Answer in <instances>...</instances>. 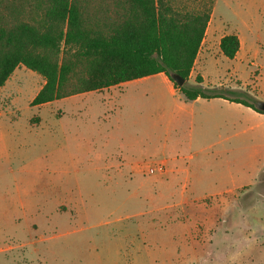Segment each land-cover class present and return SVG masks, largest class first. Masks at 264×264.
Segmentation results:
<instances>
[{
	"label": "rangeland",
	"instance_id": "1",
	"mask_svg": "<svg viewBox=\"0 0 264 264\" xmlns=\"http://www.w3.org/2000/svg\"><path fill=\"white\" fill-rule=\"evenodd\" d=\"M165 1L216 21L184 85L264 102V0ZM43 84L20 65L0 92V264H264V113L163 74L31 106Z\"/></svg>",
	"mask_w": 264,
	"mask_h": 264
},
{
	"label": "trees",
	"instance_id": "2",
	"mask_svg": "<svg viewBox=\"0 0 264 264\" xmlns=\"http://www.w3.org/2000/svg\"><path fill=\"white\" fill-rule=\"evenodd\" d=\"M211 14L165 0H0V89L19 65L45 81L31 106L159 73L177 88L173 75L189 80ZM219 46L234 59L238 35L222 36ZM179 90L188 100L225 98L264 113L202 86Z\"/></svg>",
	"mask_w": 264,
	"mask_h": 264
},
{
	"label": "crops",
	"instance_id": "3",
	"mask_svg": "<svg viewBox=\"0 0 264 264\" xmlns=\"http://www.w3.org/2000/svg\"><path fill=\"white\" fill-rule=\"evenodd\" d=\"M211 23H213L214 25L216 24V21H215V17H214V14H213V11H212V14H211V18H210V21H209V24H208V28H209V26L211 25ZM207 28V29H208ZM206 33H207V31H206ZM238 35V37H239V40H240V48H239V50H238V52H237V55L235 56V58L234 59H242V61H246L247 60V58H248V56L251 54V52H252V45L251 44H249V42L248 41H246V40H244V39H242V37L239 35V34H237ZM224 36V35H223ZM205 39V38H204ZM204 41V40H203ZM222 53V52H221ZM197 60V59H196ZM20 66V65H19ZM19 66L14 70V72L13 73H15V71H17L18 69H19ZM12 73V74H13ZM159 74H163V73H159ZM11 77V76H10ZM163 78H164V80L166 81V82H168L169 84H170V87H171V90L173 91V92H176L177 91V89L176 88H174V85L172 84V82L168 79V77L165 75V74H163ZM10 79V78H9ZM9 79L7 80V82H6V84L0 89V92H2L3 93V95L7 92V90H6V86H7V83L9 82ZM142 79V78H141ZM45 82V81H44ZM125 83V82H124ZM122 84V83H121ZM120 85V84H119ZM110 88V87H109ZM37 94V93H36ZM215 99H218L220 102H221V104H223V102H229V100L228 99H225V98H215ZM185 104L184 105H208L209 103V101L208 100H210V99H205V98H197V99H195V100H188L186 97H185ZM48 103H50V102H48ZM48 103H46V104H48ZM239 104V103H238ZM10 105H17L16 104V102H15V100L14 101H12V104H10ZM42 105H45V104H42ZM2 115H7V116H11L10 114H8V113H6L4 110H1L0 109V116H2ZM12 117V116H11ZM13 118V117H12ZM164 172L162 173V174H165V173H167L166 172V170H163ZM186 186L187 187H190V184H189V182H186L185 183V185H184V188H185V190H187V188H186ZM220 194L221 193H217V194H215V195H205V196H203V197H201V198H194L193 196H184L183 198H182V200H181V202H180V204L181 205H185V206H199V205H203L204 204V199L206 198V197H210V196H216V195H218V196H220Z\"/></svg>",
	"mask_w": 264,
	"mask_h": 264
},
{
	"label": "water",
	"instance_id": "4",
	"mask_svg": "<svg viewBox=\"0 0 264 264\" xmlns=\"http://www.w3.org/2000/svg\"><path fill=\"white\" fill-rule=\"evenodd\" d=\"M175 83H177L178 86H182L185 83V79L183 77H180L178 75H173ZM257 107L264 112V102H260Z\"/></svg>",
	"mask_w": 264,
	"mask_h": 264
},
{
	"label": "built area",
	"instance_id": "5",
	"mask_svg": "<svg viewBox=\"0 0 264 264\" xmlns=\"http://www.w3.org/2000/svg\"><path fill=\"white\" fill-rule=\"evenodd\" d=\"M163 169H164L163 167H160L159 169H156V168H154V167H151V168H150V172H151V173H154V172L157 171V170H159V171H163Z\"/></svg>",
	"mask_w": 264,
	"mask_h": 264
}]
</instances>
